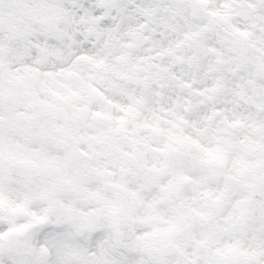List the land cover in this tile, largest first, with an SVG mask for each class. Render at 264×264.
Segmentation results:
<instances>
[{
  "label": "snow or ice",
  "instance_id": "snow-or-ice-1",
  "mask_svg": "<svg viewBox=\"0 0 264 264\" xmlns=\"http://www.w3.org/2000/svg\"><path fill=\"white\" fill-rule=\"evenodd\" d=\"M0 264H264V0H0Z\"/></svg>",
  "mask_w": 264,
  "mask_h": 264
}]
</instances>
